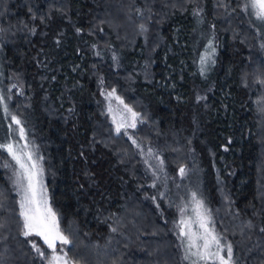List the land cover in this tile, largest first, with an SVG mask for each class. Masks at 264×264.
<instances>
[{"label":"trees","instance_id":"obj_1","mask_svg":"<svg viewBox=\"0 0 264 264\" xmlns=\"http://www.w3.org/2000/svg\"><path fill=\"white\" fill-rule=\"evenodd\" d=\"M106 1L0 0V143L12 139L8 84L15 78L26 95L21 122L40 149L71 259L184 264L179 203L169 188L159 191L158 208L144 200L138 166L101 138L115 137L101 104L100 83H109L141 104L170 174L185 169L170 183L195 176L234 264H264V24L244 0H133L146 33L123 45L106 25ZM5 163L14 165L0 149ZM0 193V264L6 253L18 264H46L30 240L51 251L41 237L22 235L17 196L1 169ZM128 199L137 202L128 206Z\"/></svg>","mask_w":264,"mask_h":264},{"label":"rangeland","instance_id":"obj_2","mask_svg":"<svg viewBox=\"0 0 264 264\" xmlns=\"http://www.w3.org/2000/svg\"><path fill=\"white\" fill-rule=\"evenodd\" d=\"M107 12L106 16L109 17L106 21V25L109 28H112L113 30L117 31L119 41L121 44H127L130 43L136 36L138 35H145L146 33V25L140 23L137 18L139 17V8L133 5V0H107ZM248 3V0H244L243 7L245 8V5ZM246 10V9H245ZM247 12L251 14V9H247ZM255 17L254 15H252ZM113 19H116V21H113ZM141 19V18H139ZM255 19V18H254ZM258 20V19H256ZM260 21V20H258ZM262 24H264V21H260ZM141 25H143V29L141 28ZM246 33V32H245ZM246 37H250V35L244 34ZM150 46V45H149ZM9 90H8V102L10 107L11 115L14 114L17 118L21 121V110L26 109V95L22 91V87L20 85L19 80L12 79L10 83L8 84ZM15 85V87H13ZM100 89H101V104L102 109L105 113V116L110 122V126H112V131L115 134L116 139L108 136H103L101 138H104L108 143L115 144V148L120 151V155L124 158L125 161H132L134 164V171L137 172V166L139 169L140 174H142L143 177V183L141 184V191L143 192L144 200L149 201L151 204H153L156 208H158V196L162 194V192H159L160 190H164L166 188H169V195L171 200H174L176 203H179V225H177L179 238L181 242V248L183 251V257L185 256V249L187 246V238L180 237V231L181 228L184 227L181 225V220L189 221L191 230L193 232H202V229H199L198 224L196 223V214L194 212V203H193V193H196V198L199 200H202V198L199 195V192L194 187L195 183V176H187L182 178L180 180V183H170L173 178L180 175V167L176 174H170V172L167 170V159L163 156L164 149L156 140L157 138H153L151 133H154L155 130L151 126L150 120L147 118L146 114H144V110L141 106V104L137 101L131 104L129 101V95L125 99L124 95H120L114 86L110 85L109 83H100ZM115 90V94L112 96H109L108 93ZM22 93V94H21ZM116 97H119L120 99H117ZM13 100V103L11 101ZM122 101V102H121ZM20 106H19V103ZM13 104V108H11V105ZM125 105L128 106L132 110V112L137 113L135 124L136 127H121L120 131L117 132V124H131L133 122L132 114L128 111L127 108H125ZM111 109V111L109 110ZM264 123V121H263ZM13 124V123H12ZM22 124V122H21ZM22 126L25 129V137L26 139H21L18 132L17 125L13 124V133H12V139L8 142L17 143L18 145H23L27 143L29 145L30 151L34 153V156L37 158H42L40 149L38 145H36L34 142L31 141V138L29 137V134L27 132V128L22 124ZM104 125H97V131L96 134L99 136V133L104 129ZM103 128V129H102ZM96 135V136H97ZM260 135L261 139H264V127L263 124H261L260 127ZM102 136V135H100ZM125 139V141L123 140ZM133 141H136V143H133ZM6 142V143H8ZM122 144V145H121ZM139 145V147H137ZM149 149H151V152H149ZM171 149V148H170ZM182 155V152L180 153ZM12 160V159H11ZM161 161L163 163H161ZM14 165H11V167H4L3 165L7 164H0V169L6 173V177L9 180V183L12 187L13 192L17 196L18 200V206H19V200H20V194L16 190V186L14 185L13 181L15 179L14 177V171L16 168L15 162L12 161ZM40 165L43 168V175H42V182L44 185V188L46 189V196L48 204H50L48 191L46 188V181H45V169H44V163L43 159L39 160ZM181 177V176H180ZM129 204L136 203L137 201L128 199ZM203 201V200H202ZM204 206L206 209H208L210 213V227L213 228V220H212V214L208 208V206L203 201ZM52 208V207H51ZM53 210V209H52ZM183 210V211H182ZM127 211V209H126ZM159 211V210H158ZM132 214L139 218V219H145V212H137L133 211ZM216 219V215H215ZM141 221V220H140ZM171 228L173 233L176 234L177 228L174 226V224H171ZM217 234V233H216ZM6 236H3L4 240ZM221 243L222 242V236L220 235ZM43 240V239H42ZM33 242L32 240H30ZM197 243H202V241H197ZM228 243V242H227ZM156 247V250L158 249H165L167 248L166 244H163L161 247H157V245H154ZM7 250V248H4ZM61 249L63 252L67 253L66 245H61L59 242H57V251L60 252ZM214 250V249H213ZM44 251V250H43ZM51 251V250H50ZM195 251V249H193ZM51 253V252H50ZM48 254L46 255H50ZM68 258L72 262V264H76L71 257L67 254ZM7 259L5 260L6 264H18L15 260L17 257L13 256L12 253H6ZM196 257H191L190 259H185L184 264H193V260H195ZM23 260L22 256H20V261ZM46 264H48V261L45 259ZM187 263H186V262ZM22 264V262H21ZM24 264V263H23ZM166 264V263H165ZM200 264H203L201 261Z\"/></svg>","mask_w":264,"mask_h":264},{"label":"snow or ice","instance_id":"obj_3","mask_svg":"<svg viewBox=\"0 0 264 264\" xmlns=\"http://www.w3.org/2000/svg\"><path fill=\"white\" fill-rule=\"evenodd\" d=\"M245 9H251V14L254 15L256 19L264 21V0H248ZM198 14L199 11L194 13V15ZM141 28L143 29V25H141ZM79 31L80 29H77V32ZM97 55H100V53H97ZM210 58V54L200 57L201 74L206 71V65ZM113 59L115 60L116 57L113 56ZM212 63H214V61H212ZM261 83H264V81H261ZM13 87H15V85H13ZM114 94L115 90L108 93L109 96ZM116 98L120 99L119 97ZM197 99H202V97H197ZM3 101L4 96L0 94V103H3ZM125 108L131 112L133 122L127 125L117 124V132L120 131L121 127H136L135 119L137 113L132 112L127 105H125ZM109 110L111 111V109ZM4 111H8L6 104L4 106ZM11 120L13 124L19 126L18 132L20 138L26 139L25 129L20 119L13 115ZM9 127L11 128V125H9ZM133 143H136V141H133ZM137 147H139V145H137ZM0 149L5 150L16 165L13 183L20 194L19 216L23 220L22 235L24 237L35 235L43 239L44 244L51 250L50 255H46L45 251L34 242H32V248L42 259H46L48 264H72L67 253L63 252L62 249L60 252L57 251V242L61 245H68L72 243V241L61 231L57 215L48 204L46 189L42 182L43 168L39 163V160L42 158L35 157L34 153L28 150L29 145L27 143L23 145H18L11 141L8 143H0ZM149 152H151V149H149ZM161 163L163 162L161 161ZM3 166L11 167L9 164ZM179 171L181 176L185 174L184 168H180ZM2 196L3 194L0 193V198H2ZM192 196L195 205L193 210L197 217L196 223L199 229L203 231L193 232L190 222L181 220L180 223L184 227L181 228L180 237L182 240L183 238H187L184 259L196 257V259L193 260V264H200L201 261L203 264H208L209 261L218 262V264H234L233 246L230 243H221L220 236L215 233L214 228L210 227L211 221L208 209L205 208L202 200L196 198V193H193ZM2 206L3 205L0 204V207ZM2 227L3 224H0V228ZM113 231H115V229H113ZM261 232H264V228L261 229ZM197 241H202V243H197ZM193 249H195V251H193Z\"/></svg>","mask_w":264,"mask_h":264}]
</instances>
